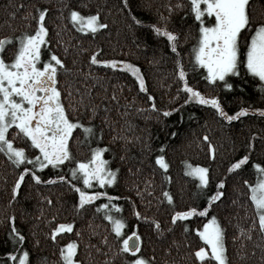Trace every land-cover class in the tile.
Masks as SVG:
<instances>
[{
    "label": "trees",
    "instance_id": "16d2710c",
    "mask_svg": "<svg viewBox=\"0 0 264 264\" xmlns=\"http://www.w3.org/2000/svg\"><path fill=\"white\" fill-rule=\"evenodd\" d=\"M178 3L183 6L169 12L167 6ZM250 3L253 21L264 22V0ZM82 4L88 7L81 8ZM127 5L125 0H0V36L33 31L36 9L48 10L45 21L49 43L42 46L43 58L47 59L50 50L64 61L58 75L63 103L71 118L91 123L99 137L85 138L81 130L74 129L69 139L73 159L59 167L34 169L27 161L17 166L0 152V264H14L7 253L24 250L29 252L31 264H59L60 247L69 240L78 242V258L83 264H123L125 258L133 257L131 253L115 254L119 238L111 233L109 222L104 219L106 213L96 211L98 203L107 202L105 198L79 210L75 207L78 194L68 183L72 180L70 170L76 160L90 158V149L97 145L108 146L103 155L109 167L119 169L118 182L86 190L106 191L118 197L111 203H118L120 210H111V214L125 220V235L133 230L138 232L142 238L141 252L154 258L153 264H200L193 251L205 244L194 229L204 219L171 221L173 211L206 203L197 179L187 173L185 161L209 168L210 191H215L218 180H225L224 195L209 209V216H217L224 229L228 264H264V232L259 229L249 187L244 183L247 180L255 184L259 178L253 162L264 165V115L249 112L237 120L224 121L211 106L195 101L185 104L187 96L176 76V54L168 47L166 38L152 32L149 25L164 24L162 14L167 27L178 31V52L187 83L204 95L218 96L229 113L242 106L264 109V82L247 73L242 65L239 75L227 77L234 85L230 90L205 79L206 70L194 66L192 60L198 25L190 13L189 0H127ZM69 8H79L82 14L98 11L107 27L95 35L79 32L66 19ZM132 16L143 23L135 24ZM247 38L245 32L242 48ZM96 49H100L99 59L137 65L147 91H141L136 78L121 67L91 64L89 57ZM14 50V43L6 46L4 58L10 60ZM114 94L116 99L112 98ZM149 104L156 108H149ZM90 109H94V115ZM165 109L176 111L164 116ZM15 131L13 127L8 133L14 146L24 147L29 156H35L38 150H33L22 135L13 136ZM253 132L257 134L255 138ZM205 135L207 141L203 139ZM209 142L214 146L212 153L207 147ZM249 143L253 144L250 151ZM246 153L250 160L229 173V164ZM156 155L165 157L167 170L155 164ZM24 167L33 169L41 181H34L31 173H25L13 196V184ZM57 176L66 179L60 181ZM78 186L82 187V182ZM164 190L174 197L172 204L163 197ZM134 210L139 211V218ZM154 220L160 222L159 231L153 227ZM67 222L73 223V231L57 233L53 240L51 231ZM13 227L25 237L22 245L14 244Z\"/></svg>",
    "mask_w": 264,
    "mask_h": 264
},
{
    "label": "snow or ice",
    "instance_id": "6c2138e0",
    "mask_svg": "<svg viewBox=\"0 0 264 264\" xmlns=\"http://www.w3.org/2000/svg\"><path fill=\"white\" fill-rule=\"evenodd\" d=\"M190 13L194 18V23L198 25V38L193 45L191 53L194 66H202L206 70L205 79L209 83H220L223 89L230 90L234 87L227 79L229 74L239 75L241 65L247 73L258 77L264 82V22H254L252 19L250 0H189ZM125 0V7H127ZM182 4L175 6L168 5L171 12L173 7H182ZM67 8V5H64ZM81 8H87V4H82ZM46 8H37L32 16L33 31L24 32L17 36H0V152H3L14 165H22L29 162L33 168L44 169L47 165L59 167L65 161H72L69 139L73 135V130H81L85 138L96 137L95 128L91 123H82L80 119H73L66 109L62 93L59 87L58 75L60 69L64 67V61L55 53L49 50L47 59L43 58L42 46L49 43L48 28L46 27ZM188 15V13H185ZM66 19L77 31L91 33L95 35L99 29L107 27L101 20L98 11L82 14L79 8H69ZM131 19L135 24L143 22L135 16ZM160 19L164 24L152 23L149 25L152 32L158 36H163L167 40L168 47L172 53L176 54L175 68L176 76L181 82L183 91L187 99L185 104L195 101L200 105L211 106L216 114L224 121L237 120L239 117L247 115L249 112H257L264 115V109L250 107H239L237 111L229 113L225 110L221 100L216 95H204L197 87L187 83L186 70L178 52L179 33L167 27V20L161 14ZM248 33V38L241 47V37ZM15 44V50L10 60L4 58L6 46ZM96 49L89 60L94 65H104L113 69L118 66L130 72L136 78V83L141 91L146 92L145 80L137 65L127 61H116L112 59H99ZM116 99L115 94L112 97ZM152 100L151 95L148 96ZM149 108L155 109V104H149ZM75 110V109H73ZM95 114L94 109H90ZM176 109H165L163 115L168 116ZM91 120V117H89ZM15 128L13 136L22 135L30 142L33 150H38L35 156L30 157L24 147L14 146L13 139L9 138V130ZM175 135V133H173ZM252 133V137H256ZM99 139V137H96ZM205 141L208 136L203 137ZM107 145L92 147L90 158L76 160L74 167L70 170L72 180H68L69 185L78 194V201L75 207L79 210L85 206H90L98 198H105L106 203H98L97 212H105L104 219L109 222L110 231L119 238V247L115 249V254L124 256L131 253L133 258H125L123 264H153L154 258L146 257L141 252L142 238L135 230L130 235L124 234L126 222L122 217L111 214V210H120L118 203H111L118 199L106 191H88L96 185L101 188L114 185L118 182L119 169L108 166V161L104 158ZM208 150L214 152V146L209 142ZM248 150L253 149V144H248ZM163 149V145H161ZM250 156L246 153L235 159L228 166L229 173L238 170ZM155 164L161 169L167 170L169 164L163 155L155 156ZM187 173L195 177L198 181L197 187L202 190L206 197V203L196 206H188L184 210L173 211L171 215L172 223L178 220L184 221L191 217H202L204 222L194 231L205 246L194 249L193 255L200 264H228L225 249V232L218 221L217 216H209V209L220 201L224 195L222 189L225 180L220 179L216 183L215 191H210V170L200 164H191L185 161ZM259 173V178L255 184H249L250 199L255 206L256 216L260 231L264 232V165L253 162L252 165ZM25 173H31V179L41 181V176L37 175L33 169L24 167L18 173L12 187V194L15 196L21 187ZM57 180L64 181L66 177L57 176ZM167 179V177H166ZM51 182V178L49 180ZM82 182V187L78 186ZM163 197L169 204L174 202V197L167 191H163ZM111 203V209H109ZM136 217H140L139 211L133 212ZM9 219H14L9 217ZM153 227L159 231L160 222L154 220ZM67 230L73 231V223H60L50 233L53 240L57 233ZM187 230V226H185ZM14 244H21L25 237L15 228L11 229ZM79 236L80 233L76 232ZM107 243V240H105ZM210 250V251H209ZM99 251V249H97ZM79 247L76 240H69L61 245L59 250V264H83L78 258ZM8 257L13 259L14 264H31L28 251L9 252ZM108 261V257H105ZM109 264L111 262L109 261Z\"/></svg>",
    "mask_w": 264,
    "mask_h": 264
},
{
    "label": "rangeland",
    "instance_id": "374dc122",
    "mask_svg": "<svg viewBox=\"0 0 264 264\" xmlns=\"http://www.w3.org/2000/svg\"><path fill=\"white\" fill-rule=\"evenodd\" d=\"M118 67H119V66H118ZM134 78H135V77H134ZM30 157H31V156H30ZM95 185H96V184L94 183V186H93V187H95ZM202 224H203V223H202ZM202 224H201V226H202ZM128 235H130V234H128ZM209 251H210V250H209ZM132 258H133V257H132Z\"/></svg>",
    "mask_w": 264,
    "mask_h": 264
}]
</instances>
